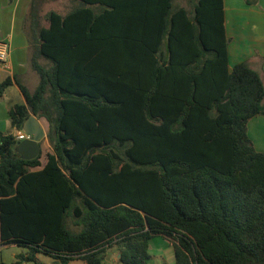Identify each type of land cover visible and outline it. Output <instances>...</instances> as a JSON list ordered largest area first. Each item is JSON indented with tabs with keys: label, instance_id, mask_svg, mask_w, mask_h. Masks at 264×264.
<instances>
[{
	"label": "trees",
	"instance_id": "obj_1",
	"mask_svg": "<svg viewBox=\"0 0 264 264\" xmlns=\"http://www.w3.org/2000/svg\"><path fill=\"white\" fill-rule=\"evenodd\" d=\"M24 29L34 91L8 109L13 129L49 124L52 152L26 161L0 135V246L24 262L153 264L155 239L176 264H264V153L248 134L264 82L229 71L224 0H65ZM46 23V25L44 24ZM43 167L41 171L32 169Z\"/></svg>",
	"mask_w": 264,
	"mask_h": 264
},
{
	"label": "crops",
	"instance_id": "obj_2",
	"mask_svg": "<svg viewBox=\"0 0 264 264\" xmlns=\"http://www.w3.org/2000/svg\"><path fill=\"white\" fill-rule=\"evenodd\" d=\"M32 1L0 0V21L5 24L4 28H0V40H6L10 45V68L8 70H0V83L8 77H16L29 90L34 91L37 87L33 88L29 83L31 76L36 72L30 66L31 49L24 29V22L28 17ZM224 12L228 38L229 71L231 72L238 64L248 63L260 73L264 82V0H224ZM33 80L35 82V77ZM14 86L18 88L22 102H9L6 98V92L0 97V135L10 133L15 135L17 132L11 126L8 109L14 104H24L25 100L19 87L16 84ZM39 121L46 133L45 139L41 142V152H43L41 161L45 165L47 163V154L52 152L47 137L49 124L44 118L39 119ZM10 129H13V132ZM248 134L256 150L264 153V116L255 117L250 121ZM42 169L43 167H39L32 169V171L36 172ZM169 246L166 242L164 247L167 249ZM2 248L4 247L0 246V251L3 250ZM111 250L116 252V259L119 261L121 257L119 249L115 247ZM44 260L48 261V259ZM70 264L86 263L83 260L76 259Z\"/></svg>",
	"mask_w": 264,
	"mask_h": 264
},
{
	"label": "rangeland",
	"instance_id": "obj_3",
	"mask_svg": "<svg viewBox=\"0 0 264 264\" xmlns=\"http://www.w3.org/2000/svg\"><path fill=\"white\" fill-rule=\"evenodd\" d=\"M177 4L180 6H186V0H177ZM71 6L72 3L67 2L65 0H50L43 5V14L46 15L50 11H56L59 13H65ZM6 19V17H5ZM46 25V23L44 22ZM4 28L5 24L0 21V28ZM35 77V82L33 78ZM39 84V78L36 73L31 76L29 85L33 88H36ZM19 90L16 86H11L6 90V98L9 102L12 103H20L22 99L20 98ZM6 119L7 116L5 115ZM13 132V129H10ZM45 156V153H44ZM166 242L162 239H155L151 244L150 255L152 256V263L153 264H175V251L174 249L169 246V248L165 249L164 247ZM3 250L0 251V264H35L32 262H24L20 259L19 255L26 254L27 249L21 248L15 245L6 246L2 248ZM48 259V261L44 260ZM41 264H59V261L45 256L40 255L39 257ZM53 261V262H52ZM104 264H121L116 259V252L108 249L104 254Z\"/></svg>",
	"mask_w": 264,
	"mask_h": 264
},
{
	"label": "water",
	"instance_id": "obj_4",
	"mask_svg": "<svg viewBox=\"0 0 264 264\" xmlns=\"http://www.w3.org/2000/svg\"><path fill=\"white\" fill-rule=\"evenodd\" d=\"M24 131L31 135L27 139L18 143L16 152L26 161L36 159L41 154V142L45 139L46 133L39 119L31 116L24 125Z\"/></svg>",
	"mask_w": 264,
	"mask_h": 264
},
{
	"label": "built area",
	"instance_id": "obj_5",
	"mask_svg": "<svg viewBox=\"0 0 264 264\" xmlns=\"http://www.w3.org/2000/svg\"><path fill=\"white\" fill-rule=\"evenodd\" d=\"M10 61V45L6 40H0V70H8ZM15 137L18 141L31 139V135L27 134L24 129L16 132Z\"/></svg>",
	"mask_w": 264,
	"mask_h": 264
}]
</instances>
